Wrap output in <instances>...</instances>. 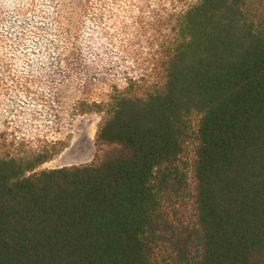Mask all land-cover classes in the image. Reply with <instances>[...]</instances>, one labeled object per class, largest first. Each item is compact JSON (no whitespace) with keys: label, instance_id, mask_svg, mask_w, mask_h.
<instances>
[{"label":"trees","instance_id":"obj_1","mask_svg":"<svg viewBox=\"0 0 264 264\" xmlns=\"http://www.w3.org/2000/svg\"><path fill=\"white\" fill-rule=\"evenodd\" d=\"M153 3L148 76L78 104L90 163L0 152V264H264V0Z\"/></svg>","mask_w":264,"mask_h":264},{"label":"rangeland","instance_id":"obj_2","mask_svg":"<svg viewBox=\"0 0 264 264\" xmlns=\"http://www.w3.org/2000/svg\"><path fill=\"white\" fill-rule=\"evenodd\" d=\"M155 14L153 0H0V152L63 142L41 169L90 163L101 116L78 104L148 76Z\"/></svg>","mask_w":264,"mask_h":264}]
</instances>
